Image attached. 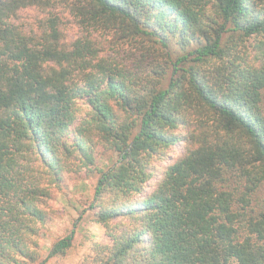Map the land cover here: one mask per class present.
<instances>
[{
	"label": "trees",
	"instance_id": "obj_1",
	"mask_svg": "<svg viewBox=\"0 0 264 264\" xmlns=\"http://www.w3.org/2000/svg\"><path fill=\"white\" fill-rule=\"evenodd\" d=\"M98 147L85 264H264V0H0V264L37 259L50 188Z\"/></svg>",
	"mask_w": 264,
	"mask_h": 264
},
{
	"label": "rangeland",
	"instance_id": "obj_2",
	"mask_svg": "<svg viewBox=\"0 0 264 264\" xmlns=\"http://www.w3.org/2000/svg\"><path fill=\"white\" fill-rule=\"evenodd\" d=\"M20 21L26 24H32L43 14L36 9L27 8L20 12ZM62 30L68 38H73L81 32L77 25L67 12L64 13ZM104 49L106 54H114L118 57L136 59L138 52L121 44L111 48L109 36H104ZM130 50L131 53L127 52ZM80 114L86 109L83 100L77 102ZM170 153L176 152L170 149ZM117 158L116 154L107 149L98 147L94 153V164L90 169L81 168L80 162L76 159H68L67 167L62 171V183L60 187L52 186L49 197L42 204L46 217L43 223H35L37 231L31 235L36 242L35 250L38 257L34 261H27L25 264H85L89 259L91 248L94 242L108 243L104 225L93 220L89 205L94 194V187L99 176L98 169H106ZM154 185V179L145 187L149 191ZM67 235H72L71 246L62 254L49 256V251L55 241Z\"/></svg>",
	"mask_w": 264,
	"mask_h": 264
}]
</instances>
